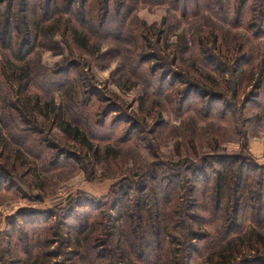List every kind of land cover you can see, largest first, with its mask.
Masks as SVG:
<instances>
[{
    "label": "trees",
    "instance_id": "obj_1",
    "mask_svg": "<svg viewBox=\"0 0 264 264\" xmlns=\"http://www.w3.org/2000/svg\"><path fill=\"white\" fill-rule=\"evenodd\" d=\"M113 1L126 10L124 16L120 17L116 6L109 11L111 0L103 5L96 2L95 8L87 6L88 0H81L78 10L73 7L75 0H64L63 8H54L55 0H46L44 14L36 0L33 8L28 0H19L23 16L18 26L14 22L16 0H0V7L7 4L4 10L0 8V117L1 121L5 119L0 126V186L8 187L24 166L33 171L38 168L25 165L21 155L32 141L39 142L38 138H29L30 123L58 127L67 139L79 144L85 156L91 154L89 158L101 154L102 150L92 145V141H98L92 128L105 127L109 114L103 118L95 109L96 95L82 91L75 77L53 82L50 71L42 84H36L40 75L29 58L34 50L27 48L33 41L44 45V40L50 39L54 43L51 48L64 52L61 43L54 41L58 35L69 49L90 54L92 38L118 40L113 29H119V34L133 29V45L127 50L128 65L123 70L136 67L138 74H132L156 88V95L169 100L171 106L165 109L168 113L184 116L190 112L187 125L192 129L184 136L190 144L185 142L186 151L188 146L200 149L205 143L212 149L197 155L198 163H164L157 169L152 167L138 182L129 175L120 179L112 188V193L116 192L113 208L122 212L118 217L109 216L106 225L98 220L91 222L92 217H80L74 223L64 221V233L69 236L65 244L73 246L74 253L56 262L52 259L63 258L61 252L28 249L26 264H193L196 254H200L196 264H264V165L244 148L250 126L260 118V114L246 112L259 104L264 65H242L238 61L250 57L246 50L252 40L264 37V0ZM141 5L169 6L180 13V22L208 12L213 22L206 31H198L193 48L180 39V45L170 50L164 45L166 29L162 24L148 26L142 22L138 26L131 21ZM98 10L104 12L101 23L94 18L80 23L82 13ZM215 21L237 30L244 28L249 34L228 44L225 29L216 28ZM116 22L119 25H114ZM195 50L198 55L186 61L185 52ZM119 85L124 86L123 81ZM62 92L70 97L67 104L56 101L55 94ZM200 123L204 126L197 127ZM230 142H241L243 151H227ZM31 145L40 150L37 158L41 166L48 163L49 147L45 145L42 150L39 145ZM118 156L112 157L113 163L117 164ZM131 193L136 194L132 199ZM83 202L81 199L78 205L83 207ZM86 206L83 208L90 209ZM246 221L250 225L245 226ZM20 231L15 230L18 234L26 232ZM101 236L107 238L106 242Z\"/></svg>",
    "mask_w": 264,
    "mask_h": 264
},
{
    "label": "rangeland",
    "instance_id": "obj_2",
    "mask_svg": "<svg viewBox=\"0 0 264 264\" xmlns=\"http://www.w3.org/2000/svg\"><path fill=\"white\" fill-rule=\"evenodd\" d=\"M28 1L29 6L33 8L35 0ZM36 1L42 8L40 13L44 14L42 5L44 6L46 0ZM96 2L103 5L108 0H88L87 6L94 5L95 8ZM20 5L19 0H16L14 22L18 26L23 16ZM63 5L64 0H55L53 7L63 8ZM80 5L81 0H75L73 7L78 10ZM109 5L112 8L110 12L114 11L113 8L116 6V10L120 8V17L126 14V10L117 7L118 4L113 0ZM6 7L5 3L0 8L4 10ZM100 11L82 13L80 23L84 25L93 18L101 23L104 12ZM209 16L210 14L205 12L204 16L192 17L180 22V13L177 14L169 6L141 5L130 19L138 26L142 22L148 26L162 24L161 27L166 29L164 45L173 50L176 45H180V39H184L188 46L193 48V41L198 31L200 29L206 31L209 24H212L213 21ZM111 18L116 19L114 16ZM107 25L109 26L110 23ZM114 25H119V22ZM213 25L218 29H225L228 44L238 41L237 39L241 40L242 35L247 37L246 35L249 34L244 28L237 30L216 21ZM113 31L118 40L94 37L90 43V50L92 49L90 54H83L78 48L69 49L63 44L59 35L55 36L54 41L61 43V50L64 52L51 48L50 45L54 43L50 39L44 40V45L33 41L27 48L34 50L29 58L34 63V71L40 75L36 84H42L46 80L45 74L48 71L52 72L53 82L75 77L82 91L96 95L94 107L101 112V116L103 118L108 114L109 116L105 127L94 125L92 128L98 139L92 141V145L102 150L99 157L92 154V158H89L91 154L85 156L79 144L67 139L58 127H52L48 123L39 126L31 123L27 125L30 129L29 138H38L39 142L32 141L29 150L21 152V155L25 165L31 164L38 168L36 172L32 167L24 166L20 170V175L14 177L10 185L7 184L8 187L0 186V264H26L30 256L27 254L28 249L31 251L35 249L38 253L44 248L53 250L55 254L61 252L63 258L58 257L56 260L53 258L52 261L63 262L67 255L74 253L72 251L74 247L65 244L69 242V238L65 240L69 236L67 232L64 233L65 227L62 225L64 221L74 223L80 217H92L91 222L98 220L106 225V218L112 216L115 219L122 213L114 210L113 200L116 198V192L112 193V188L120 179L129 175L132 181L138 182L144 175L150 173L152 167L157 169L164 163L176 165L183 162L185 166L192 161L198 163L196 156L210 152L212 149L205 143V147L200 149L188 146L186 151L185 142L189 144V140L184 136L192 129L191 125H187L189 118L187 116L190 112L184 116L168 113L165 109L171 106L169 100L164 96L156 95L158 93L156 88L138 80L132 74H138L136 67H133L134 71L130 68L127 72L123 70L128 65L127 50L132 48L135 31L130 29V32H121V34L118 33L119 29ZM215 51L218 53V48ZM198 52V50L185 52V60L190 61L195 58ZM246 52L250 57L239 58L238 61L242 65H264V37L252 40ZM1 53L0 48V58ZM72 65L76 68H71ZM176 67L180 70V67ZM212 77L219 82L215 75ZM122 81L124 86L119 85ZM261 86L257 108L254 107L246 112L253 115L260 114V118L250 126L248 143L244 148L246 147V152L259 164L264 165V70ZM62 94L63 92L55 94L56 101L67 104L70 97ZM219 108L218 106L217 109ZM4 121L5 119L1 121L0 117V126H3ZM40 121L44 123L42 118ZM44 126L46 127L43 128ZM203 126V123L197 125V127ZM13 134L15 135L16 131ZM106 138L109 139L105 140ZM240 143H227V151L230 153L243 151ZM31 144L39 145L42 150L45 145L49 147V162L44 166H41L37 158L41 154L40 150L32 147ZM117 154L118 162L115 164L112 157ZM0 162L3 160L1 159ZM12 186L14 189H11ZM131 195L132 199L136 194L131 193ZM81 199L84 201L83 207L90 205V209L78 205ZM102 211L106 214H101ZM86 212L90 214H81ZM53 214L54 216L50 217ZM244 225H250V222L246 221ZM22 229L26 232L21 234L15 232ZM60 234L63 237H59ZM101 239L105 242L107 240L105 236H101ZM46 241L51 244L47 246ZM18 260L24 262L18 263ZM199 261L200 254H196L192 263L196 264Z\"/></svg>",
    "mask_w": 264,
    "mask_h": 264
},
{
    "label": "crops",
    "instance_id": "obj_3",
    "mask_svg": "<svg viewBox=\"0 0 264 264\" xmlns=\"http://www.w3.org/2000/svg\"><path fill=\"white\" fill-rule=\"evenodd\" d=\"M262 152V151H261ZM263 152H264V149H263Z\"/></svg>",
    "mask_w": 264,
    "mask_h": 264
}]
</instances>
